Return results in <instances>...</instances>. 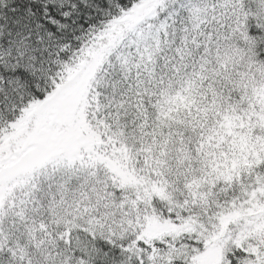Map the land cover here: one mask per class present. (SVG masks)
<instances>
[{
	"label": "snow or ice",
	"instance_id": "snow-or-ice-1",
	"mask_svg": "<svg viewBox=\"0 0 264 264\" xmlns=\"http://www.w3.org/2000/svg\"><path fill=\"white\" fill-rule=\"evenodd\" d=\"M0 264H264V0H0Z\"/></svg>",
	"mask_w": 264,
	"mask_h": 264
}]
</instances>
